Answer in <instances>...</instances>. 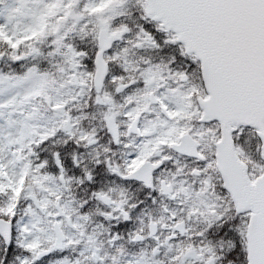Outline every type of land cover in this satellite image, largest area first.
<instances>
[{
    "label": "snow or ice",
    "instance_id": "obj_1",
    "mask_svg": "<svg viewBox=\"0 0 264 264\" xmlns=\"http://www.w3.org/2000/svg\"><path fill=\"white\" fill-rule=\"evenodd\" d=\"M0 264H264V0H0Z\"/></svg>",
    "mask_w": 264,
    "mask_h": 264
}]
</instances>
